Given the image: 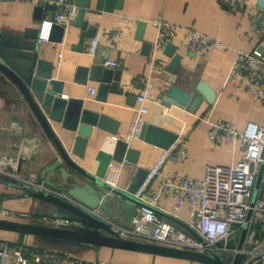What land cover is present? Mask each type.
Instances as JSON below:
<instances>
[{"label":"crops","instance_id":"1","mask_svg":"<svg viewBox=\"0 0 264 264\" xmlns=\"http://www.w3.org/2000/svg\"><path fill=\"white\" fill-rule=\"evenodd\" d=\"M44 1L0 2V46L9 43L20 46L18 42L36 46L39 57L53 62V78L62 82V91L67 98L82 99L85 106L103 112L119 122L116 134L93 126L84 155L75 157L77 163L94 176L106 181L110 164L119 162L114 159L116 142L119 138L127 139L134 111L140 105L136 96L147 78L152 80V88L144 102L147 111L142 114L143 122L175 132L178 137L174 143L183 145L187 151L182 161L166 162L163 173L177 171L201 176L208 163L230 164L239 158L229 144H208L207 133L213 121L229 120L241 130L248 123L264 126V99L255 97L253 91L256 84L246 81L243 76L234 74L231 70L239 51L251 52L257 48L260 36L249 29V19L258 8L257 0H248L246 6L237 9L228 8L217 0H121V3L118 0H90L84 19L89 27L96 28L95 34L99 36V44L94 54L88 52L91 38L85 40L82 49L75 47L82 31L75 19L68 25L64 24L66 29L61 42L52 39L39 41L38 38L24 36L26 28L38 26L33 18L34 8L42 5ZM66 4L75 3L69 0ZM121 15L133 18L132 23L121 24ZM158 16L179 27L171 39L177 45L175 53L181 55V61L174 72H170L167 65L159 72L150 70L149 53L157 37V28L151 23V19ZM139 22L145 23L141 37L137 33ZM191 30L224 42L228 45V50L212 48L207 57L193 55L185 47ZM148 43L150 46L147 49ZM155 54L167 62L170 60L163 53V49H157ZM105 60H116L117 67L107 68L119 70L121 73L118 86L110 87L107 100L102 102L97 96L99 81L87 77L84 83L78 82L76 75L78 67L89 68L98 62L102 64ZM200 79L214 89L216 98L213 103L204 99L195 112L174 104H162L160 95L167 93L172 85L192 91ZM7 82L0 73V155L13 154L15 144L25 138H34V151L20 165V170L24 174L34 173L41 178L43 170L60 157L58 148L41 127L32 128L24 122L22 132L10 130L12 124L17 122L15 118L25 120L29 107L19 89ZM90 86L96 87L95 94L89 93ZM131 96L135 98L131 100ZM50 123L66 149H71L76 133L65 129L60 122L50 120ZM131 147L138 150V160L131 162L124 158L116 187L121 190L127 189L139 166L147 169L151 167L164 149L139 137L133 141ZM63 167L71 170L66 165ZM45 176L62 186V178L58 173L47 171ZM158 181L159 178L153 181L151 189L157 187ZM173 204V197L165 198L159 201L156 208L168 213ZM102 212L106 216V212ZM59 214L60 211L48 202L31 196L16 184L0 180V218L52 225L55 220H64L59 218ZM179 214L188 216L186 207H182ZM114 216L125 222L123 214ZM169 221L183 227L182 224ZM0 238L24 244V248L30 251L54 249L85 260H106L114 264H203L182 258L106 246L96 247L2 229ZM24 252L27 250L24 249ZM224 261L229 264L228 260Z\"/></svg>","mask_w":264,"mask_h":264},{"label":"built area","instance_id":"2","mask_svg":"<svg viewBox=\"0 0 264 264\" xmlns=\"http://www.w3.org/2000/svg\"><path fill=\"white\" fill-rule=\"evenodd\" d=\"M9 1L15 0H0L2 3ZM217 1L231 9L248 4V0ZM55 2L62 4V10L55 12L52 19L44 22L39 41L49 40L52 24L68 25L76 17L75 4H66L63 9L65 4L61 3L62 0ZM119 20L121 24H130L133 18L121 15ZM249 21V29L261 37L264 34V9L258 7ZM151 23L157 28V37L149 53L150 70L159 72L165 69L168 62L157 57L155 52L157 49L162 50L171 41L179 27L161 16L151 19ZM98 44L99 36L95 34L90 40L88 52L94 54ZM185 47L199 57H207L212 48L228 50V45L224 42L195 30L189 33ZM102 65L117 67L118 62L105 60ZM231 70L232 73L243 76L246 81L254 82L255 97L264 99V84L260 82L264 75V55L256 47L251 52L239 51ZM151 88L152 80L147 78L136 96L140 105L134 111L127 132L128 147L139 137L144 123L142 114L147 111L144 102ZM88 91L95 94L96 87L90 86ZM17 122L12 124L10 130L20 133L22 125ZM33 142L34 138H25L13 146V154L0 155V180L14 183L24 191L40 190L73 201L64 191L48 185L37 174L21 172L20 165L34 151ZM207 142L210 146L229 144L239 158L230 164L208 163L201 176L177 171L163 173L166 162H179L187 155L183 145L174 143L163 149L158 159L148 168L140 187L133 193L135 197L155 208L160 200L173 197L174 204L168 213L181 220L188 228L177 226L146 207H138L131 222L126 223L108 218L100 207L89 208L76 203L88 213L105 221L124 238L202 253L214 250L224 260H228L229 264H233L236 257V264H264V126L248 123L241 130L229 120L213 121L207 133ZM123 165V161L111 163L105 182L117 187ZM156 178H159L157 187L151 189ZM182 207H186L188 216L179 214ZM71 223L66 219H59L52 225L67 226ZM24 249L27 250L26 253ZM31 251L24 248V244L0 238V264H114L106 260H85L54 249Z\"/></svg>","mask_w":264,"mask_h":264},{"label":"water","instance_id":"3","mask_svg":"<svg viewBox=\"0 0 264 264\" xmlns=\"http://www.w3.org/2000/svg\"><path fill=\"white\" fill-rule=\"evenodd\" d=\"M68 1L63 0L64 3ZM73 2L78 6L75 17L76 23L82 29L79 43L75 46L80 50L85 40L95 35L96 28L94 26L89 27L87 20L84 19L85 10L89 7L90 0H73ZM118 2L121 3V0H118ZM256 5L264 9V0H257ZM61 10L62 4H56L52 0H45L42 5H36L33 18L38 22V26L26 28L24 36L37 39L44 22L50 20L55 12H60ZM144 25V22H139L138 37H141ZM65 29L64 24H52L49 39L61 42ZM18 43L20 46H13L11 43L0 46V73L2 79L19 89L29 107L25 120L21 118L19 120L15 118L14 120L19 121L21 125L26 122L32 128H43L44 133L53 140L58 148L60 157L56 158L54 162L43 170L41 178H45L48 185L64 191L73 201L47 194L40 190H33L29 194L54 206L61 213L59 214L61 217L55 215L57 218L66 219L73 224L56 226L0 218V229L91 244L96 247L106 246L114 249L182 258L203 264H226L223 257L214 250H210V253H202L124 238L116 233L105 221L88 213L77 204L80 203L89 208L100 207L106 212L108 218L119 222L124 221L117 219L114 215L123 214L126 223L131 222L137 213L138 207H146L188 228L178 218L157 210V208L150 206L133 195L144 181L148 173L147 168L139 166L127 189L121 190L94 176L77 163L75 157L84 155L87 139L93 131V126L116 134L119 122L103 112L92 110L85 106V102L82 99L67 98L62 91V82L53 78V62L39 57L36 46ZM149 46V43L146 44V48ZM176 49L177 45L173 41H168L163 48V53L170 57L167 64V69L170 72H174L181 61V55L175 53ZM257 50L264 55V34L259 39ZM120 73L119 70L107 68L98 62L89 68L78 67L76 80L84 83L86 78L89 77L99 81L97 96L100 101L105 102L108 98L110 87L118 86ZM260 81L264 83V75ZM134 98L135 96H131V100ZM160 98L162 104L166 106L174 104L195 112L204 99L209 103H213L216 93L207 82L200 79L192 91L172 85L167 93L160 95ZM50 120L60 122L65 129L76 133L71 149H66L58 139ZM177 137L178 135L175 132L146 122L143 123L139 133L140 139L164 149L171 147ZM138 155L137 149L128 148V143L125 139H117L114 152L116 161H123L125 158L131 162H137ZM63 165L68 166L71 170L66 169ZM47 171L58 173L62 178V186L51 181L50 178H46L45 173ZM236 259L237 257L233 264H236Z\"/></svg>","mask_w":264,"mask_h":264},{"label":"trees","instance_id":"4","mask_svg":"<svg viewBox=\"0 0 264 264\" xmlns=\"http://www.w3.org/2000/svg\"><path fill=\"white\" fill-rule=\"evenodd\" d=\"M4 182L15 185L14 183H10V182H8V181H4ZM25 192H26V193H30V191H25Z\"/></svg>","mask_w":264,"mask_h":264},{"label":"bare ground","instance_id":"5","mask_svg":"<svg viewBox=\"0 0 264 264\" xmlns=\"http://www.w3.org/2000/svg\"><path fill=\"white\" fill-rule=\"evenodd\" d=\"M68 2H69V1H68ZM68 2H66V3H68ZM61 3H63V4H66V3H64V2H63V0H62V2H61ZM52 18H53V17H52ZM52 18H51V19H52ZM60 24H62V23H60ZM260 79H261V78H260ZM262 83H263V82H262Z\"/></svg>","mask_w":264,"mask_h":264},{"label":"rangeland","instance_id":"6","mask_svg":"<svg viewBox=\"0 0 264 264\" xmlns=\"http://www.w3.org/2000/svg\"><path fill=\"white\" fill-rule=\"evenodd\" d=\"M63 253H66V252H63ZM67 254V253H66ZM119 264H123L122 262H120Z\"/></svg>","mask_w":264,"mask_h":264}]
</instances>
